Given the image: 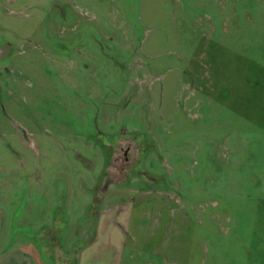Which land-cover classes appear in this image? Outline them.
<instances>
[{"label":"rangeland","instance_id":"374dc122","mask_svg":"<svg viewBox=\"0 0 264 264\" xmlns=\"http://www.w3.org/2000/svg\"><path fill=\"white\" fill-rule=\"evenodd\" d=\"M51 241L264 264V0H0V264Z\"/></svg>","mask_w":264,"mask_h":264},{"label":"flooded vegetation","instance_id":"af4514ba","mask_svg":"<svg viewBox=\"0 0 264 264\" xmlns=\"http://www.w3.org/2000/svg\"><path fill=\"white\" fill-rule=\"evenodd\" d=\"M125 155H126V152H124V149L122 148L120 152L116 153V155H115L116 158L112 159L113 167H115L116 171L119 173H120L119 170H121L122 172L123 171L127 172V170H128V166L126 167L125 163H123V160H126ZM111 174L115 175V173H113V172ZM111 174H108L109 175L108 181L115 180V178ZM50 239H51V237H50ZM46 247L50 248L51 257H52V262L48 263V264H76L74 262H71V260L69 258L71 256V254H69V252H67V251L64 252L62 250V248L59 246L58 242L53 241V243H52V241H51L50 244L47 245ZM20 255L12 257L6 263H9V264H29L28 263V257L25 256L24 254L23 255H24L25 260L27 262L22 261V263H21V261H17V259H21L22 256H20ZM14 258H17V259H14ZM12 259H14V260H12Z\"/></svg>","mask_w":264,"mask_h":264}]
</instances>
